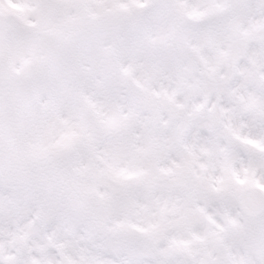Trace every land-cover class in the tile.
<instances>
[{
  "label": "snow or ice",
  "instance_id": "snow-or-ice-1",
  "mask_svg": "<svg viewBox=\"0 0 264 264\" xmlns=\"http://www.w3.org/2000/svg\"><path fill=\"white\" fill-rule=\"evenodd\" d=\"M0 264H264V0H0Z\"/></svg>",
  "mask_w": 264,
  "mask_h": 264
}]
</instances>
